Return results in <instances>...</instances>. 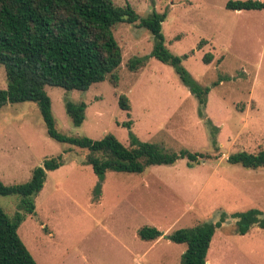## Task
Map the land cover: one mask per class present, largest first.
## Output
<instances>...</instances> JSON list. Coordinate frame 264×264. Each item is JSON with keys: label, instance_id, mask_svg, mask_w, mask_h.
<instances>
[{"label": "rangeland", "instance_id": "obj_1", "mask_svg": "<svg viewBox=\"0 0 264 264\" xmlns=\"http://www.w3.org/2000/svg\"><path fill=\"white\" fill-rule=\"evenodd\" d=\"M128 2L139 15L118 23L114 37L122 49L118 81L109 78L86 90L45 86L56 128L66 135L100 139L114 134L125 145L130 131L167 149L187 148L211 155L192 166L186 159L152 165L142 173L109 171L101 197L92 200L98 182L88 150L51 138L35 101L8 102L0 109V180L18 184L30 179L46 157L62 155L63 164L47 171L42 190L33 197L36 213L26 214L17 232L38 264H180L186 245L168 234L228 213L258 208L264 212V167L245 168L227 161L231 153L264 150V10H229L228 0H113ZM165 13L164 44L201 85H210L206 115L219 127L218 149L197 114V99L174 68L149 56L137 70L127 62L148 55L152 33L139 19ZM200 43V46H198ZM193 51V52H192ZM212 54L209 63L203 61ZM7 87L0 63V88ZM121 94L129 110L118 104ZM86 103L85 118L74 126L66 102ZM130 122V127L125 123ZM21 197L0 195L13 218ZM163 235L138 237L142 226ZM207 264H264V228L245 234L234 224L219 227Z\"/></svg>", "mask_w": 264, "mask_h": 264}, {"label": "trees", "instance_id": "obj_2", "mask_svg": "<svg viewBox=\"0 0 264 264\" xmlns=\"http://www.w3.org/2000/svg\"><path fill=\"white\" fill-rule=\"evenodd\" d=\"M225 7L264 10V0H228ZM165 17V13L153 11L139 19V25L153 35V48L148 55L130 58L127 67L137 70L149 56L172 66L197 99V114L218 149L219 127L207 117L205 109L210 88L222 79L204 86L191 76L182 63L189 55L174 54L164 44L162 21ZM138 18L128 2L120 5L113 0H0V63L4 65L7 78V87L0 88V109L8 102L35 101L51 138L88 150L84 163L89 164L98 177L93 190L94 201L100 199L101 184L109 171L139 174L152 165H172L178 159H186L192 166L211 158L208 153L187 148L167 149L157 142L141 140L131 131L129 144L125 145L112 133L93 139L85 135H66L56 128L45 86L86 90L106 78L116 85L122 49L113 29L118 23H134ZM211 60L212 54L206 52L203 61ZM118 104L122 109L130 108L125 94L119 96ZM65 106L72 124L79 126L85 118L86 103L67 101ZM130 122L125 125L130 127ZM227 161L245 168L264 167V150L231 153ZM62 164V155L46 157L41 165L33 168L28 181L8 185L0 180V195L21 197L13 218L0 205V264H38L17 229L26 214L36 213L33 197L42 190L47 171ZM228 223L234 224L235 233L245 234L254 227L264 228V212L258 208L232 213L219 211L211 219L173 230L167 235L168 239L186 245L180 264H207L215 231ZM137 235L143 240H153L163 232L145 225L137 230Z\"/></svg>", "mask_w": 264, "mask_h": 264}, {"label": "crops", "instance_id": "obj_3", "mask_svg": "<svg viewBox=\"0 0 264 264\" xmlns=\"http://www.w3.org/2000/svg\"><path fill=\"white\" fill-rule=\"evenodd\" d=\"M208 263V262H207Z\"/></svg>", "mask_w": 264, "mask_h": 264}]
</instances>
